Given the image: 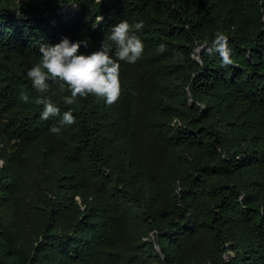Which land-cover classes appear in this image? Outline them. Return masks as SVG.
Returning <instances> with one entry per match:
<instances>
[{"label":"trees","instance_id":"1","mask_svg":"<svg viewBox=\"0 0 264 264\" xmlns=\"http://www.w3.org/2000/svg\"><path fill=\"white\" fill-rule=\"evenodd\" d=\"M123 19L118 100L41 120L40 44ZM0 264H264V0H0Z\"/></svg>","mask_w":264,"mask_h":264},{"label":"clouds","instance_id":"2","mask_svg":"<svg viewBox=\"0 0 264 264\" xmlns=\"http://www.w3.org/2000/svg\"><path fill=\"white\" fill-rule=\"evenodd\" d=\"M103 16L97 20H103ZM98 23H94V27ZM143 20L134 23L127 19L120 20L111 26L107 36L108 41L115 44L114 55L110 54L112 44L102 41L99 48L91 52L81 51V46H88L85 39L73 40L64 35L58 42L42 43L39 51L42 54L40 63L27 69V77L33 87L40 93L36 97L38 104H43L40 119L47 120L50 116L60 115V106L55 104L47 94L49 81L59 84L61 90L67 88L70 94L63 96L67 105L75 103L81 96L95 94L106 103H115L122 91L120 80L121 61L135 63L143 54L144 42L136 30H142ZM167 45L161 42L159 50L163 51ZM227 54L225 53V56ZM22 99L30 101L27 93H22ZM77 117L71 108L65 110L58 123L51 127L52 132H61V125H72Z\"/></svg>","mask_w":264,"mask_h":264},{"label":"rangeland","instance_id":"3","mask_svg":"<svg viewBox=\"0 0 264 264\" xmlns=\"http://www.w3.org/2000/svg\"><path fill=\"white\" fill-rule=\"evenodd\" d=\"M67 7H65L64 9L66 10Z\"/></svg>","mask_w":264,"mask_h":264},{"label":"water","instance_id":"4","mask_svg":"<svg viewBox=\"0 0 264 264\" xmlns=\"http://www.w3.org/2000/svg\"><path fill=\"white\" fill-rule=\"evenodd\" d=\"M197 58H199V55L197 56Z\"/></svg>","mask_w":264,"mask_h":264}]
</instances>
